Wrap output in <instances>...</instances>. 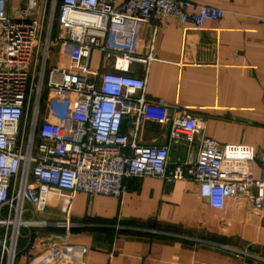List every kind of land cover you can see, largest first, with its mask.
Here are the masks:
<instances>
[{
    "label": "crops",
    "instance_id": "1",
    "mask_svg": "<svg viewBox=\"0 0 264 264\" xmlns=\"http://www.w3.org/2000/svg\"><path fill=\"white\" fill-rule=\"evenodd\" d=\"M19 1L8 0V9ZM195 1L221 8L223 15L201 27L176 18L156 26L135 19L110 24L105 51L90 50L84 62L99 72L144 78L149 103L169 104L171 115H194L199 135L216 141L227 156L234 149L250 152L258 177L264 157V0ZM48 2L38 0L37 14ZM57 31L55 19L52 35ZM70 52L68 42L53 45L47 67L71 69ZM73 102L70 92L46 86L40 119L68 128ZM168 128L146 120L137 140L165 144ZM122 131L130 133L125 122ZM197 149L196 143L170 144L169 160L194 159ZM125 183L121 197L79 192L50 199L41 216L54 222L68 217L69 230L39 228L22 238L18 264H264V210L245 197H227L215 208L189 178L143 176ZM61 239L66 244L55 254L49 245Z\"/></svg>",
    "mask_w": 264,
    "mask_h": 264
},
{
    "label": "built area",
    "instance_id": "2",
    "mask_svg": "<svg viewBox=\"0 0 264 264\" xmlns=\"http://www.w3.org/2000/svg\"><path fill=\"white\" fill-rule=\"evenodd\" d=\"M7 2L0 0V264H18L19 239L35 235L34 229L69 230L68 217L54 222L41 216L50 199L79 192L121 197L131 177L189 178L212 207L242 196L264 210V157L255 177L250 152L234 149L227 156L216 141L199 135L194 115H171L169 104L149 103L144 78L99 72L84 62L90 50L105 51L110 24L135 19L156 26L176 18L201 27L220 18L221 8L195 0H50L37 14L38 0H20L11 10ZM62 42L71 45V69L47 67L49 50ZM46 86L74 95L68 128L40 119ZM146 120L169 125L167 143L137 140ZM180 142L197 144L194 159L169 160V145ZM65 244L61 239L49 246L58 254Z\"/></svg>",
    "mask_w": 264,
    "mask_h": 264
},
{
    "label": "rangeland",
    "instance_id": "3",
    "mask_svg": "<svg viewBox=\"0 0 264 264\" xmlns=\"http://www.w3.org/2000/svg\"><path fill=\"white\" fill-rule=\"evenodd\" d=\"M34 230L37 231L38 229H34ZM27 231H28V229H26V228H25V229H22V233H25V234H26ZM37 232H38V231H37ZM22 238L25 239V237H22ZM22 238H21V239H22ZM21 239H19V241H20Z\"/></svg>",
    "mask_w": 264,
    "mask_h": 264
}]
</instances>
